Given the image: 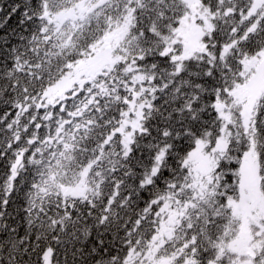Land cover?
Segmentation results:
<instances>
[{
  "label": "snow or ice",
  "instance_id": "obj_1",
  "mask_svg": "<svg viewBox=\"0 0 264 264\" xmlns=\"http://www.w3.org/2000/svg\"><path fill=\"white\" fill-rule=\"evenodd\" d=\"M0 264H264V0H0Z\"/></svg>",
  "mask_w": 264,
  "mask_h": 264
}]
</instances>
